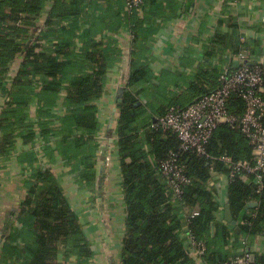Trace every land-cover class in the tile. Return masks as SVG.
Segmentation results:
<instances>
[{
    "label": "crops",
    "instance_id": "obj_1",
    "mask_svg": "<svg viewBox=\"0 0 264 264\" xmlns=\"http://www.w3.org/2000/svg\"><path fill=\"white\" fill-rule=\"evenodd\" d=\"M59 6L57 0H43L32 27L35 36L28 41L38 53L50 54H55L56 44L67 41L73 46L74 58L87 42L110 46L107 54L111 63L102 96L94 102L99 130L84 152L72 157L64 155L65 149L73 145L72 141H65L69 132L61 125L68 111L65 98L72 73L58 76L54 82L59 85L54 91L45 90L48 76L35 75L22 93L24 104L19 116L9 118L11 126L7 127L9 121L2 120L3 113L16 90L14 79L21 62L27 57L10 62L0 81V138L14 134L10 149L0 154V259L8 264H27L30 255L23 246L35 235L34 223L22 212V203L36 171L50 169L91 251L89 257H82L63 248L57 255V264H120L126 210L116 144L119 109L114 110L119 88L124 87L134 64L146 66L148 80L129 87L132 92H139V103L145 107V114L138 120L143 124L150 119L155 121L169 102L180 101L184 105L192 100L190 86L202 68L222 73L243 64H264V0H144L140 10L130 17L125 15L123 0H80L79 9H66L65 13L71 14L65 17L53 14ZM50 14L52 23L47 21ZM223 36L226 43L215 42ZM75 65L85 71L91 68L80 59ZM43 127L50 131L46 137L41 134ZM29 132L33 134L30 138L26 136ZM84 174L92 178L87 179ZM206 184L216 192V222L233 231L225 251L242 250L241 240L245 239L251 254L264 255V235L247 240L224 219L227 177L212 172ZM194 210L179 212L178 232L188 248L191 245L185 215ZM12 235L14 240L9 245Z\"/></svg>",
    "mask_w": 264,
    "mask_h": 264
},
{
    "label": "trees",
    "instance_id": "obj_2",
    "mask_svg": "<svg viewBox=\"0 0 264 264\" xmlns=\"http://www.w3.org/2000/svg\"><path fill=\"white\" fill-rule=\"evenodd\" d=\"M61 5L53 14L69 16L66 9L78 8L80 0H57ZM43 0H0V81L4 78L11 61L21 56L23 59L14 79L15 92L2 120L19 116L24 104L22 93L31 84L37 74L46 75L49 81L45 90H56L58 76L70 78L65 104L68 111L61 119L62 129H67L66 142L73 145L65 149L64 155L72 157L74 153L84 152L89 141L99 130L97 106L94 103L102 96L107 67L111 63L107 51L110 46L99 41L85 43L82 53L74 58L71 43L62 41L55 46L54 53H38L31 41L35 36L32 29L35 18L42 9ZM79 9V8H78ZM77 10V9H76ZM73 14H76L73 13ZM47 20L52 23V14ZM58 29V27H56ZM60 30L63 27H59ZM226 36L215 40L226 43ZM214 43V41H213ZM60 56V59L58 57ZM87 63L88 71L76 68L77 60ZM219 73L213 69H200L191 83L192 100L211 92L220 85ZM218 78V81H217ZM148 80V72L143 64L131 67L123 87V100L116 122V144L120 156L123 201L126 218L120 264H199L191 248L183 245L179 235L181 226L179 212L182 209H196L198 214L190 218L188 229L191 235L206 246L200 256L203 264H220L234 257L225 251L230 239L228 227L216 222L218 203L216 192L206 182L212 172L227 175L230 168L216 159L199 157L193 152H183L175 133L155 126V121L139 123L146 110L139 103L138 93L129 87L141 85ZM213 81L210 82V81ZM208 83L209 85H206ZM264 87V84H263ZM264 94V93H263ZM182 105L180 101L169 102L161 108V116L172 106ZM228 108L236 115L243 113V101L237 93L232 94ZM158 116V117H159ZM50 131L43 127L41 134L46 137ZM32 133L26 134L32 137ZM14 134L0 138V154L6 153L13 143ZM210 150L216 158L219 155L231 157L234 161L252 158V148L240 131L238 125L221 124L215 130L210 142ZM170 151L179 155V162L185 166L189 184L184 186L180 200L173 202L169 190L157 166L159 159L165 158ZM86 164V162H84ZM34 180L29 182L27 195L22 203V212L34 223V239L26 242L23 251L30 255L27 264H57L59 251L63 248L82 257L91 255L90 248L83 237L80 223L72 211L64 193L49 169L37 170ZM91 179L92 175L84 174ZM263 187L257 192L253 178L246 179L242 172L228 181L227 203L232 216L239 227L238 235L247 240L264 235V178ZM256 205L246 207L249 203ZM14 240L13 235L9 239ZM250 251V245L245 244ZM18 258L21 254L16 251ZM0 264H8L0 259ZM251 264H264V255L254 256Z\"/></svg>",
    "mask_w": 264,
    "mask_h": 264
},
{
    "label": "built area",
    "instance_id": "obj_3",
    "mask_svg": "<svg viewBox=\"0 0 264 264\" xmlns=\"http://www.w3.org/2000/svg\"><path fill=\"white\" fill-rule=\"evenodd\" d=\"M125 15L130 17L138 12L144 0H123ZM134 35H130V40ZM244 57V55H242ZM220 85L209 93L201 95L186 106H170L164 114L157 117L155 126L170 130L176 134L179 148L183 152H193L199 157L216 159L226 164L230 171L226 175L228 181L242 172L248 179L253 178L257 192L263 187L264 178V64H243L231 71L224 70L219 77ZM237 93L243 101V113L236 115L228 108L232 94ZM221 124L238 125L240 131L252 148V158L234 161L225 155H212L210 142L217 127ZM157 166L166 185L172 192L173 202L181 199L184 186L190 179L185 174V166L179 162V155L170 151L168 155L157 161ZM194 210L185 219L197 215ZM190 245L195 254L201 256L206 246L197 241L187 229ZM246 240H241L242 254L230 257L220 264H251V252L244 249Z\"/></svg>",
    "mask_w": 264,
    "mask_h": 264
},
{
    "label": "water",
    "instance_id": "obj_4",
    "mask_svg": "<svg viewBox=\"0 0 264 264\" xmlns=\"http://www.w3.org/2000/svg\"><path fill=\"white\" fill-rule=\"evenodd\" d=\"M254 64V63H252ZM123 87H120L119 90H118V94H117V99H116V105H115V108L114 110H118L120 109L121 105H122V98H123ZM256 203L255 202H251L249 203L246 207H252V206H255ZM224 219L227 223L231 224L232 226H234V229L236 232L239 231V227L237 226V222L236 220H234L233 216H232V213H231V210H230V206L228 203H226L225 207H224ZM242 254L241 251H236V252H233L231 253V256H240ZM254 258V255L252 254L251 255V261L253 260Z\"/></svg>",
    "mask_w": 264,
    "mask_h": 264
},
{
    "label": "rangeland",
    "instance_id": "obj_5",
    "mask_svg": "<svg viewBox=\"0 0 264 264\" xmlns=\"http://www.w3.org/2000/svg\"><path fill=\"white\" fill-rule=\"evenodd\" d=\"M233 233V231H230V234H232Z\"/></svg>",
    "mask_w": 264,
    "mask_h": 264
}]
</instances>
